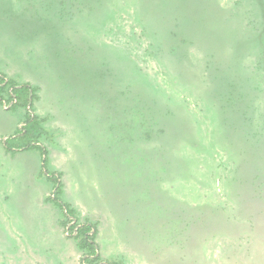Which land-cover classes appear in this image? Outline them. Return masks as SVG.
I'll return each mask as SVG.
<instances>
[{"label":"rangeland","instance_id":"374dc122","mask_svg":"<svg viewBox=\"0 0 264 264\" xmlns=\"http://www.w3.org/2000/svg\"><path fill=\"white\" fill-rule=\"evenodd\" d=\"M0 46L103 261L264 264V0H0ZM41 165L0 155V264H81Z\"/></svg>","mask_w":264,"mask_h":264},{"label":"trees","instance_id":"16d2710c","mask_svg":"<svg viewBox=\"0 0 264 264\" xmlns=\"http://www.w3.org/2000/svg\"><path fill=\"white\" fill-rule=\"evenodd\" d=\"M36 92L37 87L27 82H18L0 71V105L6 106L8 110L18 106L26 109L22 126L17 128L12 137L4 140V149L11 154L23 150L39 152L42 162L41 169L47 180L53 183L54 190L47 199L62 211L65 218L62 225L68 235L76 239L77 247L82 251L81 264H121L119 261H103L101 259L99 244L96 241L98 231L96 222L89 219L79 222L76 211L60 198L62 195L61 173L48 171L46 168L47 150L39 141L45 130L42 127L43 119L35 114L33 108V101L37 98Z\"/></svg>","mask_w":264,"mask_h":264},{"label":"crops","instance_id":"0c3cea01","mask_svg":"<svg viewBox=\"0 0 264 264\" xmlns=\"http://www.w3.org/2000/svg\"><path fill=\"white\" fill-rule=\"evenodd\" d=\"M0 49H2V47L0 46ZM6 54V53H5ZM1 70V69H0ZM2 72V71H1ZM5 73V72H4ZM6 74V73H5ZM25 74H27V73H25ZM7 76H9L10 78H14V77H12L13 76V74H12V71H10L9 73H7L6 74ZM29 75V74H28ZM21 82H27V83H29V84H31L32 86H35V87H37V92H36V94H37V98L33 101V108H34V112H35V114H37L40 118H42L43 119V122H42V127L44 128V130H45V132H47L48 133V135H49V130H48V128H46V126H47V124H48V122L50 123V121H51V114L52 113H54V111H53V109L51 108V102H52V100L51 99H49V98H47V96L46 95H44V93H43V91H42V89H41V87L35 82V81H31L29 78H28V76L27 75H24L23 77H22V79L20 80ZM3 111H5V112H9V111H7L6 109H5V107L4 106H2V105H0V113H4ZM46 125V126H45ZM56 127V122L54 123V125H53V128H55ZM6 133V132H5ZM7 134V133H6ZM62 139V137H59V141ZM2 143V140H1V135H0V155L1 156H13L14 157V155L15 154H17V152L16 153H14V154H11V153H9V152H6L5 151V149H4V147H3V145L1 144ZM65 146H62L61 148L62 149H65L64 148ZM19 152V151H18ZM63 186V185H62ZM64 191H65V186H64V190H62V194H65L64 193ZM66 203H68L71 207H72V203L73 204H75V202L76 201H71L70 202V200L69 201H65ZM73 208V207H72ZM74 209V208H73ZM86 219H89V220H91L90 218H86ZM92 221V220H91ZM93 222V221H92ZM97 229H98V227H97Z\"/></svg>","mask_w":264,"mask_h":264}]
</instances>
